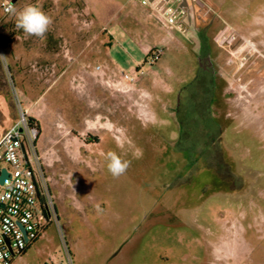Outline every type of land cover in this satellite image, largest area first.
<instances>
[{"label":"rangeland","instance_id":"obj_1","mask_svg":"<svg viewBox=\"0 0 264 264\" xmlns=\"http://www.w3.org/2000/svg\"><path fill=\"white\" fill-rule=\"evenodd\" d=\"M203 1L202 44L137 0H0V138L19 104L38 121L59 216L11 264H264V0ZM30 4L44 38L2 8Z\"/></svg>","mask_w":264,"mask_h":264},{"label":"built area","instance_id":"obj_2","mask_svg":"<svg viewBox=\"0 0 264 264\" xmlns=\"http://www.w3.org/2000/svg\"><path fill=\"white\" fill-rule=\"evenodd\" d=\"M148 6L149 15L163 22L167 27L188 37L196 27L198 14L206 11L215 17L212 7L203 0H137ZM10 13L11 5H2ZM230 37L236 30L226 26ZM161 49L150 54L148 62L153 65L161 56ZM127 84L133 85L136 78L126 74ZM126 84V85H127ZM40 126L28 111L18 105L17 119L0 138V176L6 170L7 176L0 183V264H11L21 256L52 223H59L58 207L53 194L46 167L39 152Z\"/></svg>","mask_w":264,"mask_h":264},{"label":"clouds","instance_id":"obj_3","mask_svg":"<svg viewBox=\"0 0 264 264\" xmlns=\"http://www.w3.org/2000/svg\"><path fill=\"white\" fill-rule=\"evenodd\" d=\"M11 11L16 18V28L23 30L29 36L44 38L53 23L52 18L35 5H26L19 11L13 8ZM105 161L108 172L114 178L125 174L131 163L114 151L105 154Z\"/></svg>","mask_w":264,"mask_h":264},{"label":"flooded vegetation","instance_id":"obj_4","mask_svg":"<svg viewBox=\"0 0 264 264\" xmlns=\"http://www.w3.org/2000/svg\"><path fill=\"white\" fill-rule=\"evenodd\" d=\"M213 9V8H212ZM213 12L218 14L214 9ZM213 19L212 22L216 21V18L213 14ZM219 17V14H218ZM225 25L227 26L228 24L225 23ZM226 31H228V29L226 28ZM209 38V37H208ZM202 40V38H199ZM209 47H210V40H207ZM204 43V41L202 40V44ZM211 48V47H210ZM199 64H200V68H199V73L196 77V82H198V85H200V87H202L203 85L206 86L205 84L208 82H213V96H214V90L217 88V85H219L220 79L219 77H217V73H216V67L214 62L211 60V57H206V58H199L198 59ZM188 87H185L183 89V91H187ZM182 91V93H183ZM213 100V99H212Z\"/></svg>","mask_w":264,"mask_h":264},{"label":"crops","instance_id":"obj_5","mask_svg":"<svg viewBox=\"0 0 264 264\" xmlns=\"http://www.w3.org/2000/svg\"><path fill=\"white\" fill-rule=\"evenodd\" d=\"M213 16L211 12L203 11L198 14L196 27L193 29L198 38L203 36L209 37L208 33L213 30L216 21L212 22Z\"/></svg>","mask_w":264,"mask_h":264},{"label":"water","instance_id":"obj_6","mask_svg":"<svg viewBox=\"0 0 264 264\" xmlns=\"http://www.w3.org/2000/svg\"><path fill=\"white\" fill-rule=\"evenodd\" d=\"M182 6L186 7L187 6V1L186 0H182ZM7 176V172L6 170H3V174L0 176V183L4 182L5 177Z\"/></svg>","mask_w":264,"mask_h":264},{"label":"trees","instance_id":"obj_7","mask_svg":"<svg viewBox=\"0 0 264 264\" xmlns=\"http://www.w3.org/2000/svg\"><path fill=\"white\" fill-rule=\"evenodd\" d=\"M40 237H41V236H40ZM40 237H39V238H40ZM39 238H38V239H39ZM38 239H36L34 242H36ZM26 251H27V250H26ZM26 251H25L23 254H25V253H26ZM23 254H22V255H23Z\"/></svg>","mask_w":264,"mask_h":264}]
</instances>
